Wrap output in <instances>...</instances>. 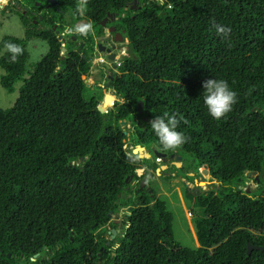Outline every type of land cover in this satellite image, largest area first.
<instances>
[{"label": "trees", "instance_id": "16d2710c", "mask_svg": "<svg viewBox=\"0 0 264 264\" xmlns=\"http://www.w3.org/2000/svg\"><path fill=\"white\" fill-rule=\"evenodd\" d=\"M57 1L63 13L53 5L40 20L18 11L23 36L0 39L1 86L11 92L22 80L14 104L0 107V264H264V250L247 254V244L264 245V0H138L122 24L130 50L124 73L111 81L124 100L103 111V95L85 93L88 53L107 11L121 15L130 0H89L84 15L76 0ZM66 14L71 23L91 20L94 30L82 47L68 36L60 59L55 31L67 21L53 25ZM214 24L230 27V37ZM31 39L47 50L24 78ZM9 41L23 48L15 62L4 51ZM211 78L237 93L219 121L203 103L202 82ZM164 112L182 117L177 130L189 139L178 150L205 167L213 185L206 193L185 188L200 211L198 247L174 239L172 213L147 179L151 191L125 182L139 162L124 145L162 148L149 122ZM247 174L260 185L249 194L240 187ZM119 206L127 207L123 227L106 246L107 226L116 228L109 212Z\"/></svg>", "mask_w": 264, "mask_h": 264}, {"label": "flooded vegetation", "instance_id": "af4514ba", "mask_svg": "<svg viewBox=\"0 0 264 264\" xmlns=\"http://www.w3.org/2000/svg\"><path fill=\"white\" fill-rule=\"evenodd\" d=\"M8 1L13 2L14 6L18 7L21 12L23 13L28 12L29 16L30 15L37 16L40 20L42 19L41 13L42 12L47 13L48 9H50L51 6L53 5L56 6L57 10L63 13V11L59 9V3L57 0L56 3H49L46 0V3H44V8L46 10L42 9L43 0H28L27 3L24 0H8ZM3 8L4 9L6 8L8 10L12 9V7L10 6L7 7L6 5H3ZM35 8H39V9L35 10ZM139 8H140V4L138 0H130L125 2V6L123 8L124 12H122L121 15L107 11L105 16L107 20L105 24L102 25L105 27V30L102 32V34L95 36L93 50L91 54L88 53V65H87L88 72L91 70L93 65L94 66L93 70L95 72V75L94 78L91 80V82H85V86H86L85 93L88 98L90 97L97 98L100 94L103 95L102 98L98 99V104L100 103L105 104L108 101L109 104L106 106L105 108L106 110L113 109V107L116 105V102L120 104L122 100H124V97L121 94L120 90L119 91L115 90L111 86V81L115 79L117 75H121L124 73V70L122 69L123 65L121 61L127 52L130 53L128 46L129 40L128 37L126 36V30L122 26V24L125 25L124 22L125 17L129 10L134 13L137 12ZM17 13L18 12H16V14ZM17 15L18 18L20 19L19 14ZM65 19L67 20V22L71 21L70 16L66 18V16L64 15L60 18V20L57 21L56 24L53 25V28H55L56 25L63 24ZM32 20L34 23H36L37 21L36 19H32ZM80 20L82 19L75 20L73 24L76 25V23L79 22ZM85 23H89L93 25V22L91 20H87ZM110 28L112 29L110 30ZM93 30H94V26H93ZM62 33L63 35H65L64 31ZM79 36L80 35H78L77 38L75 35H71V39L76 45L82 47L85 44L84 40L87 39L88 36L87 37H83V36L79 37ZM67 42H68V36L67 39L65 40L64 45ZM68 53H69V49L66 48L65 55H67ZM136 109L140 113L142 108L139 111L138 107L136 106ZM130 128L131 126L129 124V129ZM129 129L127 131L124 130V132H127L126 134H128ZM147 148L151 154V157L148 160H143L141 167H139L138 165V167L135 169L136 177L130 174L129 182L131 184L135 183L137 180H140V182L144 181L145 182L144 186H146V189L149 191L150 190L149 186L152 187L150 183L153 177L151 180L145 176L140 177V175L137 174V169H141V173L144 175L148 172H152L154 175L155 170H157L159 171V173H161L160 174L161 176L162 175L170 176L169 180L176 178L185 179L184 187H183V197L185 201H186L185 198L186 187H189L193 192L198 193V192H202V189H205L206 186H209V184L205 183V180L207 179V171H204L205 167H201V166L198 167L195 164H192L190 166H185V162H184L185 157L178 149L175 151H171V150H164L163 148H158V150L164 154V156L160 158V157H156L153 154L152 145L148 146ZM178 156H180V158H178ZM179 171H182V173H180ZM189 177H191V179H189ZM146 179L149 182V186L146 184ZM202 182H204V186L201 185ZM127 188H129V186ZM153 189L156 192L155 188ZM186 204L188 205L187 201ZM123 221L124 220L113 218V216L112 217L110 216V222L116 224V227L118 223H120L121 226ZM107 227H108L107 233H109L108 231L113 227L109 225Z\"/></svg>", "mask_w": 264, "mask_h": 264}, {"label": "rangeland", "instance_id": "374dc122", "mask_svg": "<svg viewBox=\"0 0 264 264\" xmlns=\"http://www.w3.org/2000/svg\"><path fill=\"white\" fill-rule=\"evenodd\" d=\"M8 0H0V39L3 35L6 34H12L14 36L21 37L23 36L24 32V26L21 22V20L18 18V13L16 12L20 11V9L16 6H14L13 2H9L6 4ZM3 5H6L7 7H12V9H4ZM68 15L66 14V18ZM67 21V20H66ZM69 27H75L76 25L71 22H66ZM67 39L66 35H63L62 44L65 43V40ZM27 50L29 52V58L27 60V68L26 72L24 73V78L28 77V70H30L32 65L37 62L42 55L47 50V44L45 41L41 39H31L27 42ZM2 54V50H0V56ZM61 54V51H60ZM119 60V59H118ZM117 60V61H118ZM59 68V66H58ZM94 66L92 65L91 70L88 72V76L84 79H87V82H91V80L94 78L95 72L93 70ZM4 71L0 67V78L3 75ZM22 85V80L17 81L14 84L13 91L7 92L0 84V107L5 109L11 107L16 98L19 94V89ZM87 96V95H86ZM108 101L103 104L100 103L97 105V109L100 111H103L106 106L108 105ZM120 127L127 131L129 129V124L124 123L120 124ZM127 133V132H126ZM126 149H130L131 147H127ZM135 155V154H134ZM185 157V166H190L192 164H196L194 162V159L189 154H183ZM146 156V155H145ZM135 159L137 162H139V167L142 166L143 160H148L145 158H138L137 155H135ZM182 173V171H179ZM159 171L155 170V173L153 175L152 172H148L145 175L140 174V177L145 176L148 179L151 180L150 185L155 188L157 196H159L161 199H163L166 202L167 208L172 213L173 216V237L176 241H178L181 245L187 246V247H198L199 243L196 238L195 234V228L193 219L194 217L198 216L200 214V211L197 208H191L186 204V201L183 197V187L185 179H171L169 180L170 176H164L160 175ZM185 176V175H184ZM186 177V176H185ZM255 175L254 174H247L246 177L243 179V185L240 187L245 189L246 193H252L256 191L260 185L254 180ZM167 180V181H165ZM169 180V181H168ZM165 181V182H164ZM213 188V185L209 184V186H206L205 189H202V192H207L210 189ZM262 192L264 194V186L261 188ZM127 207L125 206H119L117 211L111 215L113 218H118L121 220L125 219V211ZM123 227V223L120 226V230L118 233H116L115 237L112 239L113 241L116 239L117 235L121 232ZM106 239H109L110 234L106 233L104 235Z\"/></svg>", "mask_w": 264, "mask_h": 264}, {"label": "clouds", "instance_id": "9594fccd", "mask_svg": "<svg viewBox=\"0 0 264 264\" xmlns=\"http://www.w3.org/2000/svg\"><path fill=\"white\" fill-rule=\"evenodd\" d=\"M88 2L89 0H76V13L84 15L88 10ZM213 27L216 34L223 39L227 40L230 37V27L222 24H214ZM91 32H93V25L89 23H82L75 27L66 26L64 29L66 36L80 35L87 37ZM4 51L9 54L11 62H15L23 54V48L11 41L4 44ZM202 88L203 103L208 114L214 120L219 121L224 118L237 103V93L230 88L228 82L224 79H207L202 82ZM181 120L182 117L178 113L169 114L164 112L163 115H156L149 122L153 133L164 150L175 151L188 141L189 138L182 131L177 130Z\"/></svg>", "mask_w": 264, "mask_h": 264}, {"label": "water", "instance_id": "95a60500", "mask_svg": "<svg viewBox=\"0 0 264 264\" xmlns=\"http://www.w3.org/2000/svg\"><path fill=\"white\" fill-rule=\"evenodd\" d=\"M49 3H56V0H47ZM107 18L104 17L99 23L101 25H104L105 22H106ZM87 20L86 19H82L80 20L79 22L76 23V25H79V24H82V23H85ZM112 28H110L111 30ZM56 32V37L59 41H62L63 40V33L62 32H59L58 30L55 31ZM60 51H61V54H60V59H63L65 57V53H66V47L64 44L61 45L60 47ZM85 82H87V80H85ZM143 106V102L141 100L138 101L137 103V107H138V110L140 111V109L142 108ZM125 123V120H121L120 121V124H124ZM124 147H126V145H124ZM131 147V153L132 154H135L137 155L138 158H145V159H148L151 157V154L148 150V148L142 144H134ZM136 148H139V149H144V150H147L148 152L145 154L146 156H141V153L139 151L136 152ZM152 151H153V154L156 156V157H163L164 154L162 152H160L158 150V148L155 146V145H152ZM178 158H180V156H178ZM141 173V169H137V174L140 175ZM130 179V175H128L126 178H125V182H128ZM255 179L257 180L258 179V175L255 176ZM145 182L144 181H141L140 182V185L141 186H144ZM191 185V184H190ZM201 185L204 186V182L201 183ZM150 191V190H149ZM111 211L109 212V216H111ZM120 230V223H118L117 227L116 228H111L108 232L110 234V237L109 239L105 242L106 246L109 245L110 243V240H112L116 233H118ZM264 250V245H255V244H247V254H249L251 252V250ZM100 254V253H99ZM9 255V253H8ZM38 254H35L34 256H37ZM34 259V258H32ZM94 264V263H93Z\"/></svg>", "mask_w": 264, "mask_h": 264}, {"label": "bare ground", "instance_id": "6f19581e", "mask_svg": "<svg viewBox=\"0 0 264 264\" xmlns=\"http://www.w3.org/2000/svg\"><path fill=\"white\" fill-rule=\"evenodd\" d=\"M146 152H148V151L146 150Z\"/></svg>", "mask_w": 264, "mask_h": 264}]
</instances>
